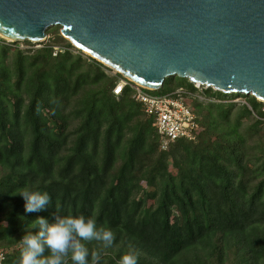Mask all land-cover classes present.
<instances>
[{"label": "trees", "instance_id": "1", "mask_svg": "<svg viewBox=\"0 0 264 264\" xmlns=\"http://www.w3.org/2000/svg\"><path fill=\"white\" fill-rule=\"evenodd\" d=\"M48 29L55 36L39 48L15 47L12 68L5 63L11 48L0 46L5 264H19L21 240L38 231L37 218L54 223L69 214L94 218L114 232L110 247L81 240L89 264L93 252L99 264H119L129 252L138 264H264V121L244 104L201 101L187 79L167 77L156 94L183 87L193 95V111L205 110L196 113L202 125L196 140H177L160 151L153 118L131 98V88L112 92L123 76L109 75L79 49L72 53L74 46ZM202 93L216 100L244 97L264 116V103L251 95ZM25 188L49 193V206L26 211L19 194ZM66 260L73 264L71 254Z\"/></svg>", "mask_w": 264, "mask_h": 264}, {"label": "water", "instance_id": "2", "mask_svg": "<svg viewBox=\"0 0 264 264\" xmlns=\"http://www.w3.org/2000/svg\"><path fill=\"white\" fill-rule=\"evenodd\" d=\"M132 83L167 77L264 102V0H0V34L40 42L49 27Z\"/></svg>", "mask_w": 264, "mask_h": 264}, {"label": "clouds", "instance_id": "3", "mask_svg": "<svg viewBox=\"0 0 264 264\" xmlns=\"http://www.w3.org/2000/svg\"><path fill=\"white\" fill-rule=\"evenodd\" d=\"M20 195L26 201V211H40L49 206V193L21 189ZM33 227H38L35 234L27 232L22 238L24 245L19 264H67L66 257L71 254L73 264H89V250L81 240L102 241L105 247H110L115 241L114 232L105 226H97L94 218L85 216L55 217L54 223H49L43 217L34 221ZM46 249L49 255L45 257ZM98 253H91V264H99ZM119 264H138L137 255L129 252L122 256Z\"/></svg>", "mask_w": 264, "mask_h": 264}, {"label": "built area", "instance_id": "4", "mask_svg": "<svg viewBox=\"0 0 264 264\" xmlns=\"http://www.w3.org/2000/svg\"><path fill=\"white\" fill-rule=\"evenodd\" d=\"M7 42L6 44H9L13 41L7 39ZM39 47L40 45L36 47L28 45L27 49ZM57 50L58 47H54L53 55L57 53ZM126 86L131 88V98L141 106L144 114L153 118L152 124L158 135V149L160 151L167 150L170 144L177 140H196L197 133L202 129L201 120L187 103L194 94L192 95L183 87H179L166 94H153L149 90L132 83L124 77H120L115 81L112 88L113 94L116 96L120 95ZM197 87L201 91L206 88L203 86ZM199 98L201 101L205 100L204 102L221 101L244 104L251 110L254 117L264 121V116L259 117L251 108L250 104L246 100H242L239 96L216 100L214 97H207L201 92V97ZM260 111L264 113L263 104L260 107ZM5 260L6 253L0 249V264H5Z\"/></svg>", "mask_w": 264, "mask_h": 264}, {"label": "rangeland", "instance_id": "5", "mask_svg": "<svg viewBox=\"0 0 264 264\" xmlns=\"http://www.w3.org/2000/svg\"><path fill=\"white\" fill-rule=\"evenodd\" d=\"M51 28H56L58 31L60 30V26H58V25H55V26H52ZM49 29H47V31H48ZM46 31V32H47ZM60 32V31H59ZM54 37L55 36V34L53 33V31H50L49 33H47V38L48 37ZM45 39V40H43V41H40V42H32L31 44H26V43H24V42H21V41H18V42H15V43H18L17 45L16 44H13V43H9V44H7L6 45V43H8L7 42V39L6 38H3L2 36H0V46L1 45H6V46H8L9 48H11V50H9V53H8V56H7V58H6V61H5V63H6V65H8L10 68H12V61H13V54H14V51L13 50H15L16 48V46H18V48L17 49H20V50H24V51H26L27 50V47H28V45H33V46H38V45H42L43 43H47V40L48 39ZM66 39V38H65ZM63 44V42H59V43H57L56 45L57 46H63L62 45ZM74 46V45H73ZM80 50V49H79ZM71 51H72V53H74V54H77L78 53V48L76 47V46H74V48H72L71 49ZM81 51V50H80ZM82 52V57L83 58H85L86 56H89V55H87L86 53H84L83 51H81ZM105 72H107L109 75H115L116 74V72L114 71V70H112L111 68H109V70H105ZM118 80V79H117ZM195 87H197L196 85H195ZM201 90H198V87H197V91L194 93V97H196L197 99H199L200 100V98L199 97H201ZM151 93H153V94H156L157 93V91H151ZM204 99V98H203ZM241 99L242 100H246L247 101V99L246 98H244V97H241ZM203 101H205V100H203ZM187 103H188V105L190 106V107H192V109H193V103H192V101L190 100V101H187ZM237 105L236 106H240L241 104L240 103H236ZM204 110H205V106L204 107H198V111H196V109H195V113H199V114H201V113H203L204 112ZM246 120V119H245ZM249 124V122L246 120V121H244V124H243V127H245L246 125H248ZM242 127V128H243ZM264 127V126H263ZM256 140V138H254L253 140H249V141H251V142H254ZM142 185L144 186V183H142ZM149 201V204L151 205L152 203H153V199H149L148 200ZM15 248L13 247V248H10V250H14Z\"/></svg>", "mask_w": 264, "mask_h": 264}, {"label": "bare ground", "instance_id": "6", "mask_svg": "<svg viewBox=\"0 0 264 264\" xmlns=\"http://www.w3.org/2000/svg\"><path fill=\"white\" fill-rule=\"evenodd\" d=\"M0 36L4 37L3 35L0 34Z\"/></svg>", "mask_w": 264, "mask_h": 264}]
</instances>
